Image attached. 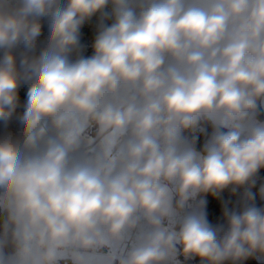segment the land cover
Masks as SVG:
<instances>
[{
	"label": "clouds",
	"instance_id": "obj_1",
	"mask_svg": "<svg viewBox=\"0 0 264 264\" xmlns=\"http://www.w3.org/2000/svg\"><path fill=\"white\" fill-rule=\"evenodd\" d=\"M109 4L114 22L98 30L93 55L70 62L85 22L106 18ZM136 7L134 0H0V121L15 112L21 81H30L20 131L29 144L40 139L29 155L0 141V264H90L141 219L139 242L119 264H179L178 254L202 264L264 257V208L226 211V228L209 224L205 200L181 215L190 199L250 186L264 168V126L246 127L241 139L246 118L264 102V0H141L138 14ZM43 17L46 46L29 56ZM48 120L63 143L43 137ZM201 120L230 131L198 152L183 133ZM92 126L101 151L70 157ZM113 150L122 161L115 170L105 159Z\"/></svg>",
	"mask_w": 264,
	"mask_h": 264
},
{
	"label": "trees",
	"instance_id": "obj_2",
	"mask_svg": "<svg viewBox=\"0 0 264 264\" xmlns=\"http://www.w3.org/2000/svg\"><path fill=\"white\" fill-rule=\"evenodd\" d=\"M137 14L139 13V4L141 0H134ZM60 6H63L64 0H59ZM112 5L109 4L105 9V12L108 16L104 19L101 18L100 14L93 16L90 20L86 21L80 31V43L79 46L74 49L69 55V61L75 62L80 58H89L93 55V43L97 35L98 30L101 27L110 26L114 21L111 16ZM42 21V32L37 39L36 47L28 52L29 56H39L41 51L46 46V39L48 36V18H41ZM14 54L17 57V67H20V60L25 54L23 46H18L14 49ZM3 56V50H0V58ZM30 81L22 80L21 85L18 89L19 93V102L16 107L15 112L12 117L7 121H0V141L11 140L15 143L16 147L20 151L24 144L26 143L21 131H20V116L24 111V105L27 101V90ZM264 120V105L263 102L257 101L256 110L249 114L246 120ZM245 120V121H246ZM91 134L96 136V128L92 126ZM229 128L224 127L220 123L213 124L211 121L201 120L194 132H185L183 135L187 137L189 141L195 139V148L196 150L202 151L206 142L212 137L213 134L217 132H228ZM247 133L241 132V139L246 138ZM90 137V138H94ZM92 146L83 148L79 152V157L82 155H93L95 150L91 149ZM115 153V151H111ZM254 183L252 185H245L244 187L237 188L235 192L232 191V188L229 187L221 192L218 196L214 197L211 194L204 196L198 195L195 197V207L194 210H199L200 201L205 200L206 204L203 206V211L206 214V218L210 225L217 227L219 225H224L226 228V219L224 213L227 212H240L246 206L255 205L258 208H264V198L260 194L261 188H264V168L260 169L258 174L253 178ZM254 196V200H248V194ZM4 221V215L0 213V231H2V225ZM179 249V245L177 246ZM12 253V247L9 245L4 249V255L7 257ZM178 259L182 264H202L199 258H193L185 260L182 255L178 254ZM66 260L64 258L60 261ZM72 262V261H71ZM119 259L116 257L114 264H118ZM224 264H233L231 260L225 261ZM237 264H264V257L257 259L256 257L249 258L242 262H237Z\"/></svg>",
	"mask_w": 264,
	"mask_h": 264
},
{
	"label": "rangeland",
	"instance_id": "obj_3",
	"mask_svg": "<svg viewBox=\"0 0 264 264\" xmlns=\"http://www.w3.org/2000/svg\"><path fill=\"white\" fill-rule=\"evenodd\" d=\"M167 62V58H166V61ZM50 120L47 121V123L43 126V137H55L56 139H58L61 143H63V137L60 135V129L59 128H56L58 127L57 123H56V126L54 128V126L52 127L49 123ZM52 122V120H51ZM55 121H53L54 123ZM63 124H65L66 126L62 127L63 128H68L69 126H71L70 122L68 121H65ZM70 124V125H69ZM91 131H92V128L89 127L83 131H81L78 136H77V139L75 141V143L71 146L70 148V151H69V155L71 156L72 153L74 152V157H76L78 155V153L82 150V146H75V144L77 143H83L86 141L87 136L88 137H94V135L91 134ZM241 132H246V127L242 128L241 129ZM247 133V132H246ZM96 137V136H95ZM89 139H93V138H89ZM40 146V139L38 138L34 143L32 144H29V143H25L24 146L22 147V149L20 150V153L21 155H29V154H33L37 148ZM95 148V153L93 155H90V156H87L84 160H87V159H90L91 157H93L97 152H100L101 149L99 147V143L98 144H95L93 145ZM92 146V147H93ZM81 149V150H80ZM108 154H111V152H109ZM107 154V155H108ZM170 190L172 191L173 195L175 193V190L173 187H169ZM180 218V217H179ZM179 224V222H178ZM127 238V237H126ZM140 239V238H139ZM139 239H137L135 242V245L137 244V242H139ZM126 240V239H124ZM124 240L122 241V246H123V243H124ZM114 250L110 249L108 246L106 247H103L101 249L98 250L97 254H96V257L93 258V260L90 262V264H102V260L103 259H108L111 264H114L115 261H116V257H118V259H120L122 256H121V253L122 251L121 250H118L117 252H112ZM120 253V254H119ZM178 261H180L178 259ZM58 264H72L71 260L70 259H66V260H62V261H58ZM180 264L181 261H180Z\"/></svg>",
	"mask_w": 264,
	"mask_h": 264
},
{
	"label": "crops",
	"instance_id": "obj_4",
	"mask_svg": "<svg viewBox=\"0 0 264 264\" xmlns=\"http://www.w3.org/2000/svg\"><path fill=\"white\" fill-rule=\"evenodd\" d=\"M167 63V62H166ZM263 105H264V102H263ZM49 123H51L50 125L53 127L54 126V124H55V126H56V122H54L53 123V120H52V122H51V120L49 121ZM58 125V124H57ZM70 125V124H69ZM55 126H54V128H55ZM64 126H66L65 124H63V127ZM248 126H264V120H262V121H259V120H256V119H253V120H246L245 121V127H248ZM69 127H71V126H69ZM56 128H59L60 129V126L58 125V127H56ZM87 138L88 139H86V141L85 142H83V143H77V144H75V146H82V148L81 149H83V148H86V147H89V146H93V145H95V144H98V141L95 139V137L93 138V139H89L90 137H88L87 136ZM94 146L93 147H91V149H93L94 150ZM80 149V150H81ZM74 155V152L72 153V155L70 156V157H73V158H76V159H80V160H84L87 156H90V155H82V156H80L79 157V153H78V155L76 156V157H74L73 156ZM105 159L106 160H109V161H111V163L113 164V168H114V170L116 169V168H118L119 167V165H120V163L122 162L121 161V159H120V157L116 154V152L115 153H111V154H108V155H106L105 156ZM171 194H172V197H173V193H172V191H171ZM142 233V232H141ZM127 235V234H126ZM141 236V235H140ZM126 237V236H125ZM140 238V237H139ZM108 247L110 248V249H112V250H114V251H112V252H117L118 250H120L121 249V247H122V242H120V243H113V244H110V245H108ZM119 264V263H118ZM179 264H180V261H179Z\"/></svg>",
	"mask_w": 264,
	"mask_h": 264
},
{
	"label": "built area",
	"instance_id": "obj_5",
	"mask_svg": "<svg viewBox=\"0 0 264 264\" xmlns=\"http://www.w3.org/2000/svg\"><path fill=\"white\" fill-rule=\"evenodd\" d=\"M169 187H172V186L169 185ZM175 200H176V195L174 193V195H173V203H175ZM194 207H195V198H192L185 205V208H184V210H183V212H182L181 215H185V214H188V213L192 212L194 210ZM179 219L180 218L177 217V223L175 225V227L177 228V230H178V222H179ZM142 225H143V220L141 219V225L138 226L135 230L127 233V235H126L127 238L125 237L126 240H124L123 246L120 249L122 251V253H121V256L122 257L123 256H126L127 253L135 246V243H136L135 241L137 239H139V237L141 235V232L143 230L142 229ZM172 227H174V226L171 225V224H169L167 221L164 223V228L166 230H171Z\"/></svg>",
	"mask_w": 264,
	"mask_h": 264
}]
</instances>
